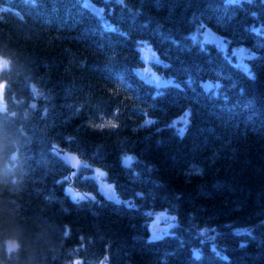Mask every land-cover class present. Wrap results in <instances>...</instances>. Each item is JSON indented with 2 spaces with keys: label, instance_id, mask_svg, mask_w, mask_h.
I'll return each mask as SVG.
<instances>
[{
  "label": "trees",
  "instance_id": "obj_1",
  "mask_svg": "<svg viewBox=\"0 0 264 264\" xmlns=\"http://www.w3.org/2000/svg\"><path fill=\"white\" fill-rule=\"evenodd\" d=\"M0 8V56L10 61L0 80L17 114L0 111V264H264L260 0H0ZM203 27L228 50L199 41ZM142 40L162 59L154 69L174 82L141 76ZM234 45L256 52L249 70L234 61ZM109 122L119 127H92ZM64 149L84 165L72 168ZM160 211L175 223L153 237ZM11 240L19 247L9 251Z\"/></svg>",
  "mask_w": 264,
  "mask_h": 264
},
{
  "label": "rangeland",
  "instance_id": "obj_2",
  "mask_svg": "<svg viewBox=\"0 0 264 264\" xmlns=\"http://www.w3.org/2000/svg\"><path fill=\"white\" fill-rule=\"evenodd\" d=\"M242 1V0H239ZM100 10V9H98ZM257 32H260L264 35V26L259 25L255 27ZM196 37H199L202 43L207 41L216 42L224 51L228 50V41L227 39L220 34L219 32L213 30L210 27H203L195 34ZM143 43L139 44V49L142 57L145 59L144 66L140 68L139 72L142 77H144L147 81L152 82L156 85H165L173 81V77H166L158 73L154 66L152 65L153 61H160L162 59L159 57L158 53L148 44L146 40H142ZM244 45H234L232 46V53L234 55V61L244 67L246 70L250 69V59L256 54L255 51H250ZM156 81H159L157 83ZM99 178L103 174L99 170L96 171ZM101 179V178H100ZM101 184L105 185V182L101 179ZM111 192V191H110ZM80 195H87L85 192L79 191ZM175 223L174 216L170 213L160 211L154 213V219L151 227V234L153 237L162 236L166 231L170 230L172 225ZM15 244L13 240L9 241V244ZM102 262V261H101ZM101 262L99 264H101ZM103 264H107L105 260H103Z\"/></svg>",
  "mask_w": 264,
  "mask_h": 264
},
{
  "label": "snow or ice",
  "instance_id": "obj_3",
  "mask_svg": "<svg viewBox=\"0 0 264 264\" xmlns=\"http://www.w3.org/2000/svg\"><path fill=\"white\" fill-rule=\"evenodd\" d=\"M118 2L123 3V0H118ZM226 2H227V3H238L239 0H226ZM251 2H252V0H249V3H251ZM260 2H261L262 4H264V0H260ZM251 15L255 16V15H257V13L253 12V13H251ZM254 31H256V30L254 29ZM138 43H143V42L141 41V42H138ZM158 62H159V63H162V62H160V61H158ZM9 64H10V61H9L8 58H6V57H4V56H0V70H6V69L8 68V66H9ZM249 76H250L251 78H255V77H254V74H252V73H249ZM156 82L159 83V81H156ZM7 85H8V81H7V80H0V111L6 113L7 116L15 117V116L17 115L15 112H8V109H7V102H6L5 98H4V97H5V90H6ZM157 95H159V93H157ZM31 107H32V108H35V104H32ZM79 111H80V109H77V111H76V113H74V115H78V114H79ZM117 111H118V109H117ZM25 115H27V114H25ZM44 115H45V116L47 115V109L44 110ZM147 123H154V121H147ZM170 126H171V125H170ZM92 127H98V128H104V127L118 128L119 125L116 124L115 122H109L108 124L92 125ZM184 131H185V129H180V130H178V135H180L181 138H182L183 135H184ZM65 139L71 141V140H73L74 138L71 137V136H68V137H65ZM52 151H53L57 156H59V153L56 151V146H55V145H53V147H52ZM63 159H64L66 162H71V158L68 157V156H65ZM129 159H130L129 157H124V158H123V163H124L126 166H127V163H128V160H129ZM76 163L78 164L79 161L77 160ZM197 174H202V169H201V170H198ZM64 179L67 180L68 177H64ZM57 183H60V181H57ZM68 191H70V189H68ZM137 195H138V196H142L143 194H142V193H137ZM73 200H74V201L76 200V197H75V196H73ZM128 206H129V207H132L131 204H129ZM63 235H64V236H68V235H69V231L66 229V230L64 231ZM242 246H243V245H242ZM14 247H19V245L14 244V243H13V244H10V246H9V251H11L12 248H14ZM74 264H81V262H80L79 260H76V261H74ZM101 264H103V261L101 262Z\"/></svg>",
  "mask_w": 264,
  "mask_h": 264
},
{
  "label": "water",
  "instance_id": "obj_4",
  "mask_svg": "<svg viewBox=\"0 0 264 264\" xmlns=\"http://www.w3.org/2000/svg\"><path fill=\"white\" fill-rule=\"evenodd\" d=\"M30 104L31 105L32 104H35L36 105V100H32ZM60 155H61L62 158H64L65 156L70 157L71 158V162H67V163L70 164L72 166V168H74V169H77V168L83 166L84 163H85L84 159L81 158L79 156V154L76 153L75 151H71V150H67V149L65 150L64 149V150H62L60 152ZM77 160L79 161L78 164L76 163Z\"/></svg>",
  "mask_w": 264,
  "mask_h": 264
},
{
  "label": "clouds",
  "instance_id": "obj_5",
  "mask_svg": "<svg viewBox=\"0 0 264 264\" xmlns=\"http://www.w3.org/2000/svg\"><path fill=\"white\" fill-rule=\"evenodd\" d=\"M0 11H3V9H2V8H0Z\"/></svg>",
  "mask_w": 264,
  "mask_h": 264
}]
</instances>
